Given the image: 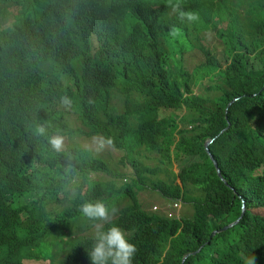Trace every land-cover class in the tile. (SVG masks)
Segmentation results:
<instances>
[{
  "label": "trees",
  "instance_id": "obj_1",
  "mask_svg": "<svg viewBox=\"0 0 264 264\" xmlns=\"http://www.w3.org/2000/svg\"><path fill=\"white\" fill-rule=\"evenodd\" d=\"M151 1H131L143 11L137 25L125 20L120 27L140 43L122 39L110 13L102 11L90 31L80 19L63 27L48 4L40 30L50 37L29 41L36 37L29 31L17 39L29 41L19 53V46L0 40V124L21 134L32 127L31 138L0 147V182L8 184L29 167L28 184L45 191L32 205L4 208L0 202V227L11 233L14 247L39 245L48 235L63 241L70 221L87 219L79 206L102 201L114 215L111 223L138 249L133 264H246L253 256L264 264V0H181L183 10L198 14L193 23L172 10L162 23L148 8ZM40 6L37 0L36 12ZM173 26L180 30L176 37L169 35ZM66 29L76 32L77 42L61 34ZM207 33L216 38L211 46ZM71 49L78 55L70 63ZM194 50L205 61L188 69L184 55ZM14 52L22 53L20 75L9 69ZM198 85L206 96L195 94ZM65 96L70 107L61 103ZM38 125L47 127L45 136L35 133ZM228 127L210 151L233 189L205 151L206 142ZM57 134L66 142L60 151L48 143ZM82 136L103 139L122 153L116 169L77 149ZM99 176L114 181L103 183ZM144 190L168 204H189L192 217L146 211L138 198ZM244 207L237 225L210 239ZM92 223L90 229L99 221ZM109 226L103 222L102 228ZM94 236L60 243L52 263L91 264Z\"/></svg>",
  "mask_w": 264,
  "mask_h": 264
},
{
  "label": "clouds",
  "instance_id": "obj_2",
  "mask_svg": "<svg viewBox=\"0 0 264 264\" xmlns=\"http://www.w3.org/2000/svg\"><path fill=\"white\" fill-rule=\"evenodd\" d=\"M131 1L134 0H45L46 3L41 0L40 9L36 12L34 5L37 0H0V40L13 46H19L15 50V52L18 51V53L26 47L25 44L29 41L42 43L45 40L44 37H50L40 30V27H43L46 21V15L43 12L48 10V5H50L52 9L58 12L60 24H62L63 27L71 24L73 20L80 19L83 28L90 31H92L95 20L102 11L110 13L114 16L115 29L120 37L125 41L131 39L140 43L137 36L120 31V27L124 24L125 20L127 24H136L137 18L143 11L142 5H132L130 4ZM147 5L151 12L159 16L162 23H167L168 17L171 15V10L178 15L181 21L193 23L199 19L196 12L183 10L181 0H168V4L163 0H152L151 3ZM29 31L36 37L26 43H24L25 38L19 41L17 40L21 39L25 34H28ZM61 34L68 40L77 42L75 31L66 29L64 33ZM179 34L180 30L175 26L169 31V35L172 37H176ZM16 40L18 42H16ZM69 43L71 48L77 49V43L70 41ZM73 49H71L70 63L78 55V51ZM15 52L9 58L8 65L9 69L20 75L23 73L25 66L21 61L22 53L18 55V53L15 54ZM61 103L70 107L72 101L71 98L65 96L61 98ZM22 105L23 100H21L19 107H22ZM31 129L32 127L27 126L25 130H21L23 133L21 134L19 132H14L6 125L0 124V147L7 142L24 141L28 136L31 138ZM35 133L40 136H45L47 134V127L38 125L35 129ZM106 142L108 144L112 143L111 139H108ZM48 143L56 151H60L61 148L64 149L66 145L63 146V137L58 134L49 137ZM104 143L105 141L102 139L101 147ZM79 146H77V149H79ZM32 170L33 168L21 167L18 176L14 180H10L8 184L0 182V202L3 203L5 206L4 208L11 206L19 207V205H32L44 199L45 191L28 184L27 177ZM3 186H5V188L13 187V189L9 192H4V189H2ZM12 196L18 198L16 203L11 200ZM74 196L75 192L72 191L68 202L65 201L64 205L69 206L70 199ZM175 204L179 205L178 208H182L183 204L179 201L169 204V210L177 209L173 208ZM60 209L62 210L63 208ZM144 209L148 212H161V214H166L169 218L180 217L171 215L166 208L160 210L158 206L155 205L152 211L145 207ZM79 211L89 220L103 221L104 223L110 224L106 230H104L102 226L98 227L91 251L88 253L91 264H133L138 249L135 244L129 242L124 229L111 223L112 213L104 202H84L79 206ZM23 213L25 214V212ZM74 222L76 221L69 222V231L70 225ZM72 238L73 237L70 236V241ZM56 239H58V234L55 236L48 235L39 245L31 243L27 247H14L11 233L7 229L0 227V264H31L38 261L48 262V264H60L61 262L58 261V259L52 263L53 257L49 259L43 256H37L35 253L36 250L41 247L42 243H44V240L52 242ZM68 254L69 253L66 255ZM246 264H255V257L246 258Z\"/></svg>",
  "mask_w": 264,
  "mask_h": 264
},
{
  "label": "rangeland",
  "instance_id": "obj_3",
  "mask_svg": "<svg viewBox=\"0 0 264 264\" xmlns=\"http://www.w3.org/2000/svg\"><path fill=\"white\" fill-rule=\"evenodd\" d=\"M207 37V43L211 46L215 43V37L212 33H207L205 35ZM184 64L188 67V69H192L195 66L199 65L200 63L205 61L204 56L198 51L194 50L191 53L185 54L184 55ZM206 81H204L205 83ZM194 92L195 94L207 95V91H205L204 86H196L194 87ZM209 94H212L210 92ZM182 116V113L180 114ZM163 117H168L165 114ZM183 126H181L182 128ZM79 142V149H84L85 151H88L90 156L94 159H101L103 162H105L111 169L115 170L116 169V164L119 161V159L123 156L122 153H118L116 151L110 150L109 148L105 147L104 145L101 147V143L97 139H87L85 137H79L78 139ZM66 144V142L63 141V146ZM176 173H179L178 166L176 167L174 165L173 169ZM123 173L128 174L129 170L123 169ZM99 180L103 183H106L108 181H114V179L110 177H105V176H100ZM139 199L141 203L144 205V207L150 211L153 210V206H158V209L164 210L163 208H166L168 212L171 215H176L180 216L182 218H189L192 217L193 215V210L192 207L189 204H183L182 208H177L175 210H169L168 208V202L162 197L157 196L156 193L150 192L149 190H144L140 192ZM125 202H122L118 205H115L114 208L115 210L120 209V207L124 204ZM161 213V212H160ZM179 217V218H180ZM111 218H114V215H111ZM93 223L92 221L88 219L84 220H79L77 222H74L70 225V231L67 230V234L65 236V239L61 241L59 238L50 242V243H42L41 247L36 250V255L37 256H43L46 258H52L55 255L59 253V244L70 241V236H72V240L74 241V238L81 239L88 233H93L94 235L96 234L98 227L103 225V221H99V223L96 224L95 227H92L91 229L89 226H92ZM70 235V236H69ZM127 235V234H126ZM32 261V260H28ZM31 264H48V262H43V261H38V262H33Z\"/></svg>",
  "mask_w": 264,
  "mask_h": 264
},
{
  "label": "water",
  "instance_id": "obj_4",
  "mask_svg": "<svg viewBox=\"0 0 264 264\" xmlns=\"http://www.w3.org/2000/svg\"><path fill=\"white\" fill-rule=\"evenodd\" d=\"M231 104H232V103H230V105H231ZM230 105H229V106H230ZM229 106H228V109H229ZM228 109H227V111H228ZM228 129H229V127H228L226 130H224V131L220 134V136L216 137V138L213 139V140H210V141L206 142V144H205V151H206L207 155L210 157V160L214 163V166H215V168H216V171H217L218 176H220V178L223 180V182H224L229 188L233 189V187H231V186L225 181V179H224V175H223V173H222V169H221V167H220V164H218V162L215 160L214 156L211 154V151H210V146H211V145H212V144H213L218 138H220L221 136H223V135L228 131ZM245 212H246V211H245V207H244V208H243V211H242V215H241V216H240L235 222H233V223H231V224H229V225H226L225 227H223V228H221V229L214 230V231L211 233V235H210V239H212L215 235L220 234V233H222V232L228 230L229 228H231V227L237 225V224L240 222V220L244 217ZM204 246H205V245L201 246V248H199L197 251H195V252H193V253H191V254H188V255L183 259V262H185L186 258H188L190 255H195V254L199 253V252L201 251V249H202Z\"/></svg>",
  "mask_w": 264,
  "mask_h": 264
},
{
  "label": "built area",
  "instance_id": "obj_5",
  "mask_svg": "<svg viewBox=\"0 0 264 264\" xmlns=\"http://www.w3.org/2000/svg\"><path fill=\"white\" fill-rule=\"evenodd\" d=\"M178 207H179V205L178 204H175L173 208H178Z\"/></svg>",
  "mask_w": 264,
  "mask_h": 264
}]
</instances>
